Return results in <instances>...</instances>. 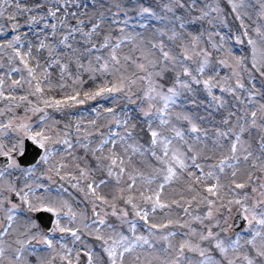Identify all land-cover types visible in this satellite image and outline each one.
<instances>
[{
  "label": "snow or ice",
  "instance_id": "snow-or-ice-1",
  "mask_svg": "<svg viewBox=\"0 0 264 264\" xmlns=\"http://www.w3.org/2000/svg\"><path fill=\"white\" fill-rule=\"evenodd\" d=\"M227 4L0 0V264H264V0Z\"/></svg>",
  "mask_w": 264,
  "mask_h": 264
},
{
  "label": "rangeland",
  "instance_id": "rangeland-1",
  "mask_svg": "<svg viewBox=\"0 0 264 264\" xmlns=\"http://www.w3.org/2000/svg\"><path fill=\"white\" fill-rule=\"evenodd\" d=\"M86 2L91 3V0H86ZM146 2H150V0H146ZM251 3L255 4V0H251ZM221 4H222V6L225 8V15L227 16L228 23H229V27H228V28L219 27V28L216 29V30L220 31L221 34H223V35H225V36H233V34L236 32V29H237V27H238V21H235V20H234V16H233V14L230 13V6L227 4V0H221ZM153 23H155V21H153ZM197 27H198V25H197ZM137 30H140V29H137ZM229 46L232 47L233 52H234V54H236V55H242V56H247V55H249V49H248V47H247L246 42H245L244 45L236 44V43H235V40H234V38H233V39L229 40ZM43 62H44V61H43V59H42V60H41V63H43ZM225 73H226V70H225V69H221V74L223 75V74H225ZM25 75H26V73H25ZM14 78H17V79H18V78H19V74H15V75H14ZM53 79H55V75H54ZM256 84H257V87H260L259 79H257ZM16 94H17V95H23L24 92H23V90L18 89L17 92H16ZM48 94H49V95H52V96H55L57 99L62 98V97H61V94L59 93L58 90L55 91V92H52V93H48ZM216 94H217V95L220 94L218 90H217V93H216ZM33 99H34V98H33ZM102 104H103L104 106H106V107H107V106H111V104H112V99H111V97H109L108 99H104V101L102 102ZM2 107H4V102H3V101H0V108H2ZM132 107H133V106H129V110H132ZM50 111H51V110H50ZM18 112H19L20 115H23V109H22V108L19 109ZM201 112H202V109H201ZM54 114H55V113H54ZM202 114H203V112H202ZM82 115L84 116V123L87 124L88 119H89L93 114H92L91 111H90V112L85 113V114H82ZM80 116H81V115H80ZM214 117H215L216 120H218V119L220 118V117H219V114H215V113H214ZM56 118H57V117H56ZM71 118L73 119V122H74V119L77 118V117H71ZM0 119H3V120L6 122V119H7V118H6V117H0ZM57 119H60V118H57ZM61 120L67 122L68 119H61ZM32 122H33V125L35 126L36 118H33V121H32ZM205 126L210 127L211 125L208 124V125H205ZM78 154H82V152H79ZM16 155H17V157L19 156V154H16ZM0 158H1V157H0ZM0 167H1V166H0ZM45 183H47V181H45ZM58 186H59V184L51 185V186H50V187L52 188L53 194H55V189H56ZM64 187L68 189V192L72 193V196H74V197L76 198V200H80V199H81L80 194L77 193L74 189H72L71 186H70L69 184L64 183ZM108 190H109V189H103V191H105V192H107ZM64 195L67 197V193H65ZM169 195H172V194L169 193ZM73 203H74V206H76V207H84V204H78V205H77V204H75V201H74ZM234 212H235V210H233V214H234ZM231 222H232V221H231ZM142 226H143V224H142ZM138 227H139V230H140V231H144V230H145V229H142V227H141L139 224H138ZM143 228H144V226H143Z\"/></svg>",
  "mask_w": 264,
  "mask_h": 264
},
{
  "label": "water",
  "instance_id": "water-1",
  "mask_svg": "<svg viewBox=\"0 0 264 264\" xmlns=\"http://www.w3.org/2000/svg\"><path fill=\"white\" fill-rule=\"evenodd\" d=\"M26 154L24 156L25 164L35 162L38 157L39 151L31 144L26 145ZM51 217H49V223H51Z\"/></svg>",
  "mask_w": 264,
  "mask_h": 264
}]
</instances>
